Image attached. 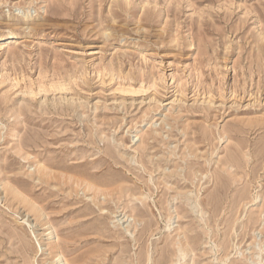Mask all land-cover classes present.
<instances>
[{
  "label": "rangeland",
  "instance_id": "1",
  "mask_svg": "<svg viewBox=\"0 0 264 264\" xmlns=\"http://www.w3.org/2000/svg\"><path fill=\"white\" fill-rule=\"evenodd\" d=\"M58 256L264 264V0H0V264Z\"/></svg>",
  "mask_w": 264,
  "mask_h": 264
},
{
  "label": "bare ground",
  "instance_id": "2",
  "mask_svg": "<svg viewBox=\"0 0 264 264\" xmlns=\"http://www.w3.org/2000/svg\"><path fill=\"white\" fill-rule=\"evenodd\" d=\"M17 12V11H16ZM57 87V86H56ZM60 89V88H59ZM163 174V173H162ZM89 182V183H88ZM90 183H92V182H90V181H87V182H85V189L86 190H93V185H91ZM76 184L79 186V183L78 182H76ZM81 184V183H80ZM82 187V186H81ZM80 187V188H81ZM98 188H100V187H98ZM97 188V189H98ZM101 190V189H100ZM81 191V190H80ZM96 192H97V190H95ZM96 192H94V194H93V196H92V200L94 201V198H95V195H96ZM103 198V197H102ZM91 199V198H90ZM103 212V211H102ZM126 218V217H125ZM52 228V227H51ZM126 229V228H125ZM177 247V246H176ZM180 248V247H179ZM57 260L58 261H60L61 260V263L63 262V264H69L68 263V261H66L65 259H63V257L62 256H58V258H57ZM253 263V262H252ZM60 264V263H59Z\"/></svg>",
  "mask_w": 264,
  "mask_h": 264
}]
</instances>
